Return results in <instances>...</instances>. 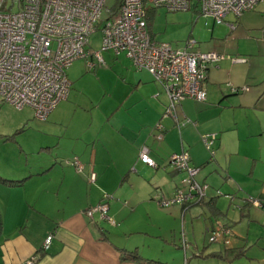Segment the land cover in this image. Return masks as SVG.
I'll use <instances>...</instances> for the list:
<instances>
[{
  "label": "crops",
  "instance_id": "0c3cea01",
  "mask_svg": "<svg viewBox=\"0 0 264 264\" xmlns=\"http://www.w3.org/2000/svg\"><path fill=\"white\" fill-rule=\"evenodd\" d=\"M260 9H264V3L259 2L239 17L228 14L225 22H234L232 31L225 23L216 27L212 20L208 40L197 46L194 42L193 51L216 52L224 57L205 69L202 86L206 100L185 98L176 106L180 126L174 117L164 115L168 98L162 86L148 71L133 67L134 73L128 72L135 81V100L124 108L125 119L117 117L112 127L105 128V135L90 133L84 139L66 128L45 135L52 140L38 141L35 135L28 142L32 151L19 143L17 155L0 153V178L17 181L4 183L0 179V264L29 260L34 264H146L149 260L189 264L196 254L186 259L182 250V239L188 244L186 221L204 216L200 225L206 227L205 231L207 224L211 226L216 219L233 230L235 223L242 224L243 230L247 226L233 247L247 249L255 243L262 246L259 252L264 253L260 242L264 240V210L243 200L245 195H251L264 202V53L260 49L264 34L258 30V23H251L257 20ZM193 12L198 13V8ZM149 31L156 40L152 23ZM254 63L262 69L259 76L254 73ZM229 85H246L248 90L234 93ZM131 107L135 114L128 116ZM30 121L19 120L15 127L21 128L16 133ZM34 122L37 129L46 125ZM158 123L161 129L156 127ZM58 133L60 136H56ZM208 133L217 135L213 159L201 141V136ZM158 135L162 138L158 139ZM155 140L161 151L152 148ZM142 145L149 147L156 168L139 161ZM182 149L188 153L190 163L199 168L196 180L209 186L208 198L187 208L174 204L161 209L154 197L163 193L162 187L166 195L174 193L180 174L168 163L170 156ZM29 154L35 159H30ZM73 157L83 164L80 173L72 164H66ZM215 190L234 198H220L223 195L215 194ZM105 195H109L107 215L112 222L100 219L98 214L89 220L85 210L96 206ZM161 216L173 223L166 225ZM177 226L178 246L174 236ZM253 227L262 229L256 232ZM48 236L51 239L45 247ZM168 237L172 244L166 240ZM223 249L213 245L209 251L221 254ZM179 250L184 253L181 255ZM132 253L142 259L134 260ZM192 263L202 264V260L192 259Z\"/></svg>",
  "mask_w": 264,
  "mask_h": 264
},
{
  "label": "built area",
  "instance_id": "2783aa9c",
  "mask_svg": "<svg viewBox=\"0 0 264 264\" xmlns=\"http://www.w3.org/2000/svg\"><path fill=\"white\" fill-rule=\"evenodd\" d=\"M5 1L0 0L2 101L17 109L30 106L35 117L45 120L58 102L68 95L70 81L66 69L77 59H84L88 69L104 65L100 51L111 50L115 55L123 53L135 69L148 71L162 86L168 98L164 115L174 117L180 126L176 106L185 98L197 102L206 100L202 86L205 69L210 63L223 59L224 55L193 51L194 42L187 41L184 48L179 49L170 43L156 41L147 27V7H162L168 11L196 7L200 14L220 24L228 14L239 17L264 0H114L115 4L109 8L108 0H17V8L12 11L3 10ZM225 23L230 29L235 27L234 22ZM100 24L101 47L90 51L86 47L89 35ZM231 60L244 61L242 58ZM239 90H248V87ZM156 127L161 129L162 124L158 123ZM216 136V133L201 136L202 143L212 155ZM161 137L157 136L158 139ZM138 159L151 167L156 166L147 145L139 148ZM75 164L82 169L78 160ZM169 164L177 171H185L186 175L181 180L182 186L171 198L158 199L160 207L198 203L206 197L208 186L196 180L198 168L190 165V157L184 149L172 154ZM91 178L94 179V175ZM247 201L264 209V202L255 197L249 196ZM107 210V203L101 202L87 208L84 214L88 218L98 214L100 219L112 222ZM206 231L209 243L230 244L233 232L228 226L217 222ZM50 239L51 236L45 239V247ZM181 244L186 252L183 239ZM23 264H34V260Z\"/></svg>",
  "mask_w": 264,
  "mask_h": 264
},
{
  "label": "rangeland",
  "instance_id": "374dc122",
  "mask_svg": "<svg viewBox=\"0 0 264 264\" xmlns=\"http://www.w3.org/2000/svg\"><path fill=\"white\" fill-rule=\"evenodd\" d=\"M16 1L17 0H6L3 10H15L17 8ZM261 3H264V1H261ZM113 4H115L114 0L107 1L108 8ZM103 14L104 16L106 15L105 12H103ZM211 23V17H206L203 14L193 12V10L168 11L162 7L156 9L152 20L156 40L158 42L170 43L174 48L180 49L184 48L187 41L196 42V46L207 41L210 35L209 31ZM251 23H258V25L262 26H259L258 30L260 33L264 34V9H260L257 20H252ZM101 26L102 24L98 25L96 30L89 35V43L86 47L90 51L99 50L101 47ZM215 26L217 27L216 23ZM229 30L231 29L229 28ZM195 48L197 49V47ZM260 49L262 50V53H264V46ZM100 54L105 61L104 65H98L95 68L88 69L85 61L83 59H79L74 61L73 64L68 67L67 77L70 81L68 95L65 99L58 102L57 106L54 107L55 109L53 108L54 110L52 109V112H49L45 120H40L35 117L34 111L29 106H25L19 110L13 105L0 99V153L7 154L12 152L17 155L18 151H20L18 147L19 143H22L23 146L27 148V151H32V149L28 148L31 144L28 142L32 141L33 138H35V135L38 137V141H42V139L52 140L51 137L45 135H49L53 132H61L60 130L66 128L72 130L73 134L85 136L84 139L89 137L90 133H97L100 136H103L106 134L105 128L107 126L112 127L117 117H123L125 119V111L123 112V110L124 108H129L131 106L130 104L133 103V100H135L136 97L134 94L136 91V89H134L135 81L131 76L132 74L128 72L129 70L134 73L135 67L123 53H120L119 56H115L114 52L111 50H103L100 51ZM240 57L244 58L243 56ZM253 67L255 75L259 76L262 72L261 67H256V63L253 64ZM253 82L255 81H252L251 83ZM118 108H120V111H118ZM134 111L133 107H131L128 116L134 115ZM22 118L31 119V121L26 125L23 131L16 133V130L21 128V126L16 128L15 125ZM34 121H38L46 125L40 127L41 129H37V126L34 125ZM60 134L61 133H58L56 136H60ZM42 136H45V138ZM55 141H57V138H55ZM71 141L73 142V140ZM156 141L157 140H155L152 144V148L154 151H161V147H158L157 145L159 142ZM52 142L54 143V141ZM203 146L207 150L209 157L213 156L204 144ZM163 147L165 148L166 145ZM45 148L46 147H44V149ZM16 155L15 157H17ZM28 157H30V159H35L33 158V154H29ZM12 161H15V159H12ZM115 164L116 161L113 166H115ZM98 168L102 170L101 165H99ZM179 178L180 177H177V183ZM162 191L163 193L159 192L154 197L155 200L162 197H172L173 193L166 195L163 187ZM216 191L221 193L220 190H215V194ZM207 192H209V188ZM220 198H224V196ZM158 207L160 208V206ZM161 209H168V207H161ZM230 209L237 210L234 207H230ZM161 217L163 218L162 222L166 225L173 223L172 219L164 216ZM93 218L94 217L89 218V220L93 221ZM204 218L205 216L197 218L196 221H194V219L190 220L187 218L186 221L184 231L188 244L185 255L188 258L193 253L196 254L191 257L189 264H191L192 259L202 260V264H264V253L259 252L261 251L259 248H262V246L258 247L255 243H253L251 247L248 246L247 249L245 248V255L239 258L230 257L228 259H222L216 258V256L212 257L211 255H213V253L209 250L213 247V245L222 248L233 247V244L235 243L234 241H237L239 233H243V235L246 233L247 226H244L243 230L242 224L235 223L236 229H232L233 235L230 237V239H232L230 244H222L220 246L216 243H209L208 235L205 231L206 227L200 225V223L204 221L202 220ZM191 221H194L193 235ZM217 222L221 221L216 219L212 223L216 225ZM207 226H210V223L207 224ZM176 228L174 236L178 246L180 227L177 226ZM253 229L257 232L261 231L262 228L253 227ZM253 229L250 228L249 230L253 231ZM167 232L168 229H166V233ZM166 240H168V243L172 242L171 237L166 238ZM260 242L264 244V240H261ZM179 252L181 255L184 253L181 250H179ZM181 264H183V261Z\"/></svg>",
  "mask_w": 264,
  "mask_h": 264
},
{
  "label": "trees",
  "instance_id": "16d2710c",
  "mask_svg": "<svg viewBox=\"0 0 264 264\" xmlns=\"http://www.w3.org/2000/svg\"><path fill=\"white\" fill-rule=\"evenodd\" d=\"M195 7H193V8H191L190 10H193ZM155 11H156V8H152V7H147V16H146V20H147V27H148V30H149V26L151 25V23H152V20H153V16H154V13H155ZM246 12V11H245ZM198 13H199V10H198ZM244 13V12H243ZM214 22V21H213ZM215 23V22H214ZM222 23H225V20H224V22H222ZM217 24V23H216ZM221 24V23H220ZM226 24V23H225ZM77 60H79V59H77ZM84 60V59H83ZM76 61V60H75ZM85 61V60H84ZM235 88V90L234 91H232L231 90V92H234V93H236V92H238V91H240L239 89V87H234ZM237 88V89H236ZM181 102V101H180ZM25 107V106H24ZM24 107H22V108H24ZM30 107V106H29ZM21 108V109H22ZM20 110V109H19ZM34 111V110H33ZM47 118V117H46ZM162 136V135H161ZM162 138V137H161ZM161 138H159V139H161ZM216 138H217V136H216ZM213 150H214V148H213ZM214 153H215V151H214ZM174 154V153H173ZM213 157H214V154H213V156H211V158L213 159ZM72 161H68V162H66V161H64V163L66 162V164H72L73 165V167L75 168V170L77 171V172H81L82 170H83V164L79 161V159L77 158V157H73L72 159H71ZM76 160H78V162L81 164V166H82V169L81 170H79L78 168H77V166H76V164H75V161ZM140 161V160H139ZM147 165V164H146ZM168 165L170 166V164L168 163ZM190 165H192L191 163H190ZM147 166H149V165H147ZM193 166V165H192ZM149 167H151V166H149ZM157 167V165L155 166V167H153V168H156ZM170 168H172L171 166H170ZM198 168V167H197ZM173 169V168H172ZM175 172H177L178 174H180L179 176H180V178H179V181H178V184H177V187H176V189H175V191L178 189V188H180L181 186H182V184H181V180L184 178V176L186 175V172L185 171H177V170H175V169H173ZM198 170H199V168H198ZM197 175V174H196ZM196 175H195V178H196ZM91 176L92 175H90V180L92 181V180H94V179H92L91 178ZM95 178V177H94ZM4 183H12V182H17V181H14V180H8V179H4V178H0ZM203 184V183H202ZM174 191V192H175ZM207 191H208V189H207ZM216 194H218V195H223V193H218V192H216ZM107 196L108 195H105V196H103V199H102V201L101 202H106L107 203V205H108V200H109V197L107 198ZM223 196H225V197H227L228 199H233L234 198V196L233 195H223ZM249 196H251V195H245L244 196V198H243V200H244V202L247 204V205H250V206H252V207H254L251 203H249L248 201H247V197H249ZM253 197V196H252ZM208 198V194H206V197H204L203 198V200H201L200 202H198V203H192V204H180V205H182L184 208H187V207H190V206H192V205H196V204H202L206 199ZM254 198V197H253ZM156 201V204L158 205V199L157 200H155ZM100 202V203H101ZM99 204V203H98ZM174 205V204H173ZM159 206V205H158ZM235 207H237L238 209H241V206L240 205H236ZM211 208H214V207H211ZM214 224L212 223V225L211 226H213ZM211 226H209V227H211ZM226 226H228L229 228H231L229 225H226ZM209 227H207V228H209ZM231 230H232V228H231ZM206 233H207V231H206ZM231 240L232 239H230V242H231ZM216 244H221L222 245V243H216ZM223 245H226V244H223ZM221 253V252H220ZM211 255V254H210ZM245 255V249H236L235 247H229V248H224L223 249V252L221 253V254H214L213 253V255H211L212 257H214V256H216L217 258H224V256H226V258L228 259V258H239V257H241V256H244ZM186 257V256H185ZM131 258H134V260H141L142 258L138 255V254H136V253H132V255H131ZM141 258V259H140ZM189 258V257H188ZM187 257H186V259H188ZM206 258V257H205ZM146 264H165V263H163V262H159V261H154V260H149V261H147L146 262Z\"/></svg>",
  "mask_w": 264,
  "mask_h": 264
},
{
  "label": "clouds",
  "instance_id": "9594fccd",
  "mask_svg": "<svg viewBox=\"0 0 264 264\" xmlns=\"http://www.w3.org/2000/svg\"><path fill=\"white\" fill-rule=\"evenodd\" d=\"M153 159V158H152ZM157 165V164H156ZM174 194V193H173Z\"/></svg>",
  "mask_w": 264,
  "mask_h": 264
}]
</instances>
